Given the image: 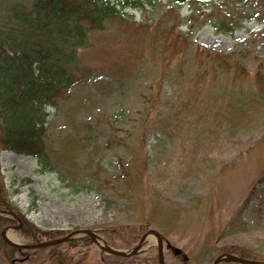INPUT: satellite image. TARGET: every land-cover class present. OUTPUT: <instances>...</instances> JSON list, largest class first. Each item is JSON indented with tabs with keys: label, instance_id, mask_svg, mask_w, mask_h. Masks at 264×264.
<instances>
[{
	"label": "rangeland",
	"instance_id": "1",
	"mask_svg": "<svg viewBox=\"0 0 264 264\" xmlns=\"http://www.w3.org/2000/svg\"><path fill=\"white\" fill-rule=\"evenodd\" d=\"M151 5L126 10L132 15L125 23L137 29L119 20L106 23L93 37L103 58L82 62L90 74L46 107V142L57 155L52 171H41L33 156L1 151L11 201L32 225L70 232L55 248L65 264H158L152 232L129 257L109 254L92 239L87 246L65 243L85 230L115 251L128 253L139 243L133 242L136 220L129 201L117 199L93 175V165L100 166L120 194L134 192L139 200L121 170L135 163L129 141H139L141 158L129 167L142 173L137 188L145 183L155 189L175 205L179 218L170 234L151 228L163 235L164 264H213L230 249L264 264V181H257L264 170V0ZM231 20L237 21L232 33L219 31V22ZM196 46L225 62L203 58ZM136 56L137 71L121 79L117 69ZM157 57L155 65L151 60ZM75 135L84 148L70 162L61 152ZM17 225L3 234L25 244ZM46 257L34 264H53ZM0 264L10 263L0 258Z\"/></svg>",
	"mask_w": 264,
	"mask_h": 264
},
{
	"label": "trees",
	"instance_id": "2",
	"mask_svg": "<svg viewBox=\"0 0 264 264\" xmlns=\"http://www.w3.org/2000/svg\"><path fill=\"white\" fill-rule=\"evenodd\" d=\"M188 2L191 3L192 0H176V8ZM151 4L152 0H0V153L13 150L19 154L33 156L37 158L41 171H52L57 155L46 142V107L55 104L76 80L81 79L82 74H90L87 67L80 68L82 62L103 58L105 52L93 41V37L103 31L106 23L117 20L125 23V19L132 15L127 9L143 11L144 8L152 6ZM229 22H219V31L224 34L232 33L237 21ZM125 24L128 28L137 29L133 27V23ZM177 24L178 20L175 21V27ZM137 31H140L139 28ZM196 48L203 58H217L225 62L222 55L197 46ZM139 59L141 58L136 56L124 62L120 70L117 69L121 79L133 76L141 62ZM158 59L160 58L151 61ZM150 99L151 96L147 104ZM147 126V123L143 125L145 128ZM129 142L132 160L135 159L136 163V160L141 158L139 141ZM83 148L81 139L77 135L71 136L66 139L61 155L71 162L69 157L75 156ZM135 163L133 161L127 166L132 167ZM94 167L93 175L101 187L111 190L117 199L129 201V209L134 213L136 220V226L132 228L136 232L133 242L137 239L140 241L153 226L162 228L166 234L175 231L179 221V218H175V205L164 201L159 192L145 183L138 189L136 185L141 172L130 173L129 167L121 166L122 175L127 178L131 189H135V193L140 192L138 200L134 199V192L128 197L120 194L112 185L114 179L100 166L93 165ZM257 181H264V170L257 175ZM248 201L247 199L245 204ZM0 210L11 211L19 218L22 224L20 232L28 239L25 243L27 246L63 240L70 234L62 230H42L29 223L24 213L11 201V195L4 184L1 165ZM241 212L242 209L238 217ZM15 223L17 221L12 217L0 214V258L4 259L5 263L34 264L38 256H47L50 263L65 264L55 250L64 242L37 248H15L7 244L2 232ZM168 225L172 230H166ZM114 229L115 232H122V229ZM65 243L87 246L91 239L84 235L80 239H70ZM128 245L129 242L126 243V246ZM227 252L229 255L257 261L256 256L249 257L250 254L247 256L238 249H230Z\"/></svg>",
	"mask_w": 264,
	"mask_h": 264
},
{
	"label": "water",
	"instance_id": "3",
	"mask_svg": "<svg viewBox=\"0 0 264 264\" xmlns=\"http://www.w3.org/2000/svg\"><path fill=\"white\" fill-rule=\"evenodd\" d=\"M0 213L1 214H10L12 215L16 220L19 221V219L17 218V216L13 213V212H10V211H6V210H0ZM18 229H21V224L19 226H17ZM84 233H86L87 235L90 236V238L93 240L94 243L98 244L99 243L97 242L96 240V234L91 231V230H85L83 231ZM152 233H154L157 238H158V252H159V264H164L163 262V243H162V238L160 236V234L156 231H151ZM2 237L3 239L5 240V242H7L10 246L12 247H17V248H22V247H29V248H37V247H45V246H51V245H55V244H58V243H61L65 240H67L68 238L66 239H63V240H60V241H54V242H48V243H43V244H40V245H32V246H27V245H21V244H16V243H13V242H10L6 236L2 233ZM143 241L144 239H142L139 244L130 252L128 253H125V252H121V251H115V250H111V249H108V248H104L103 246H101V249L109 254H112V255H117V256H120V257H128V256H132L136 253H138L140 251V249L142 248V244H143ZM227 262H232V263H239V264H259L258 262L256 261H252V260H247V259H243V258H240V257H237V256H233V255H226V256H222V257H219L217 258L213 264H222V263H227Z\"/></svg>",
	"mask_w": 264,
	"mask_h": 264
},
{
	"label": "bare ground",
	"instance_id": "4",
	"mask_svg": "<svg viewBox=\"0 0 264 264\" xmlns=\"http://www.w3.org/2000/svg\"><path fill=\"white\" fill-rule=\"evenodd\" d=\"M6 238H7L8 240L15 241V239L13 238V236H12L11 234H6ZM95 238H96L97 242L100 243L104 248H108V249H110V246L107 245L102 239H100V238H98V237H95ZM146 239H147V240H151V239H152V236H151V235H150V236H147Z\"/></svg>",
	"mask_w": 264,
	"mask_h": 264
}]
</instances>
